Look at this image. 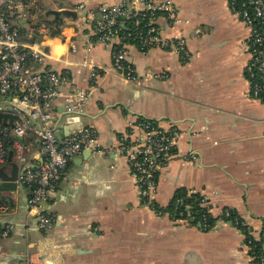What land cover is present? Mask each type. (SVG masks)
I'll return each instance as SVG.
<instances>
[{"label":"crops","instance_id":"1","mask_svg":"<svg viewBox=\"0 0 264 264\" xmlns=\"http://www.w3.org/2000/svg\"><path fill=\"white\" fill-rule=\"evenodd\" d=\"M172 1L175 17L159 18L161 36L183 39L187 56L97 42L100 0H59L75 7L86 2L83 21L65 23L58 37L31 36L33 29L22 36L41 43L46 54L36 70L63 74L65 94L77 88L88 92L74 119L58 99L49 125L60 138L69 125L92 126L105 153L85 150L70 160L41 211L52 220L47 231L38 227L39 211L29 205L27 185L18 182L16 191H0L9 206L0 213V224L11 228L0 239V264L22 259L28 264H251L246 238L264 240V103L252 98L246 74L250 30L227 0ZM118 45L135 70V82L113 68ZM7 102L0 95V114L9 113ZM143 119L180 132L177 156L159 174L156 203L168 208L183 189L206 197L216 219L209 230L169 213L159 215L142 203L119 145L123 137L139 144L143 132L136 124ZM11 126L9 120L0 122V128ZM22 139L27 160L21 162L12 146L7 148L2 166L8 172L12 164L21 172L42 162L36 136L28 132ZM226 208L237 213L245 229L221 222Z\"/></svg>","mask_w":264,"mask_h":264},{"label":"built area","instance_id":"2","mask_svg":"<svg viewBox=\"0 0 264 264\" xmlns=\"http://www.w3.org/2000/svg\"><path fill=\"white\" fill-rule=\"evenodd\" d=\"M227 1L232 13L238 15L250 30V61L246 74L252 98L264 103V0ZM29 3L37 4V1L0 0V95L8 100V112L18 117L10 128H0V165L8 159L6 138L12 136V149L18 159L25 162L27 158L19 138L25 137L28 132L36 136L42 162L36 167L26 166L20 172L18 182L30 188L29 205L31 209L39 211V229L47 231L52 227V220L41 212L43 204L61 180L70 160L85 150L102 154L105 151L92 126L81 122L69 136L60 138L56 128L49 125L54 119L58 99H64L62 110L67 117L74 119L82 113L88 92L77 88L65 94L62 85L66 78L63 74L35 69L36 65L44 62L46 54L41 43L22 39L21 26L26 15L17 12L19 4L25 6ZM85 9L86 2H79L75 7L77 12ZM97 11L100 17L94 21V32L99 43L136 45L143 53L160 47L183 56L188 54L183 39L168 40L161 36L159 18L164 15L170 19L175 17L172 0H111L110 3L100 0ZM88 15L93 18L94 12L89 10ZM119 45L113 50V68L127 81L135 82V70L128 62L124 48ZM136 126L142 130L143 139L134 145L123 137L119 150L129 161L142 203L157 214L164 215L168 212L159 209L155 201L158 178L161 170L177 156L180 132L173 125L164 128L150 119H143ZM179 203H182V199L177 201ZM202 205L211 213L206 197H203ZM8 209V204L0 200V213H6ZM221 222L237 228L243 224L238 215H232L230 208L223 210ZM197 226L205 231L212 228L201 221ZM10 232L9 226L0 224V239L7 238ZM245 244L249 249L251 264H264V241L248 235Z\"/></svg>","mask_w":264,"mask_h":264},{"label":"trees","instance_id":"3","mask_svg":"<svg viewBox=\"0 0 264 264\" xmlns=\"http://www.w3.org/2000/svg\"><path fill=\"white\" fill-rule=\"evenodd\" d=\"M62 28L63 23L61 22L51 24V29H49V35H51L52 37H58L61 34ZM13 140L14 139L12 137H8L6 139V146L8 149L12 146ZM180 199H182V203L177 204V201ZM202 199V195L195 192L190 193V191L183 189L176 193L173 201L171 202L168 208L164 209L159 205H157V207L165 212H168L170 216L174 219L182 217V219L188 220L191 225H197V223L201 221L213 226L216 219L212 216L211 213L208 212V209L202 205ZM187 207H189V209ZM232 215L235 216L237 215V213L232 210ZM239 227L245 229V226H243L242 223Z\"/></svg>","mask_w":264,"mask_h":264},{"label":"rangeland","instance_id":"4","mask_svg":"<svg viewBox=\"0 0 264 264\" xmlns=\"http://www.w3.org/2000/svg\"><path fill=\"white\" fill-rule=\"evenodd\" d=\"M37 4H27L22 6L19 4L17 8V12L21 15H26V20L22 23V32L21 35L25 36L30 32L31 29L33 31L30 33L31 36H34L35 33H39L40 36L46 37L49 36L51 29V24H55L56 22H61L63 25L65 23H71L72 21L82 20L77 18L76 20L72 17L61 16L56 17L52 14H48L51 10H59L60 7L69 10H75V4H71L70 2H65L64 4H60L59 0H36ZM83 21V20H82ZM47 29L46 32H44ZM71 29L65 27L64 33L70 35ZM49 43H54V41H49Z\"/></svg>","mask_w":264,"mask_h":264},{"label":"water","instance_id":"5","mask_svg":"<svg viewBox=\"0 0 264 264\" xmlns=\"http://www.w3.org/2000/svg\"><path fill=\"white\" fill-rule=\"evenodd\" d=\"M48 14H52L56 17L61 16H68L72 17L73 19H77L82 16V13L77 12L76 10H69L65 8H60L59 10H51ZM18 119L16 115L10 114V113H1L0 114V122L1 121H7L9 120L10 124L13 126L14 122ZM79 125H69L67 127V134L65 136H69L73 129L77 128ZM20 141H23V139H20ZM20 172L18 169V166L16 164H12V169L10 172L6 170V168L2 165H0V191H16L18 188V176ZM46 204V202H44ZM43 204V205H44ZM20 264H28V260L22 259Z\"/></svg>","mask_w":264,"mask_h":264},{"label":"bare ground","instance_id":"6","mask_svg":"<svg viewBox=\"0 0 264 264\" xmlns=\"http://www.w3.org/2000/svg\"><path fill=\"white\" fill-rule=\"evenodd\" d=\"M66 28H69L68 26H66ZM70 29V28H69Z\"/></svg>","mask_w":264,"mask_h":264}]
</instances>
